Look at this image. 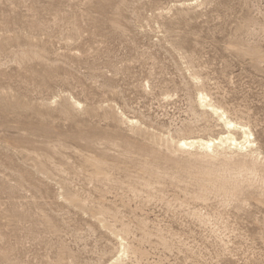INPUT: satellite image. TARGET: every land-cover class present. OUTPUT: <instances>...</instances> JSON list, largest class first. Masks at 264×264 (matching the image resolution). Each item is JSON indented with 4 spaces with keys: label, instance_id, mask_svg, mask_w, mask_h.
<instances>
[{
    "label": "rangeland",
    "instance_id": "rangeland-1",
    "mask_svg": "<svg viewBox=\"0 0 264 264\" xmlns=\"http://www.w3.org/2000/svg\"><path fill=\"white\" fill-rule=\"evenodd\" d=\"M0 264H264V0H0Z\"/></svg>",
    "mask_w": 264,
    "mask_h": 264
},
{
    "label": "bare ground",
    "instance_id": "bare-ground-1",
    "mask_svg": "<svg viewBox=\"0 0 264 264\" xmlns=\"http://www.w3.org/2000/svg\"><path fill=\"white\" fill-rule=\"evenodd\" d=\"M196 104L198 105L199 108H201L204 111H208L211 113L216 119L224 126L226 129V135H222L220 137H216L214 139H207V140H196L192 138H184L178 141V148L181 150L185 149H191L194 146L198 145L200 148H203L205 150H210L214 146H220L225 143H229L234 146H239L240 149H243L242 147H246L250 144L249 142V137L250 134L245 131L242 127L238 126L235 124L233 121L227 119L225 115L215 106L210 104L207 100V96L203 93H200L197 98H196ZM74 105H78L76 103H73ZM130 124H133L132 121H128ZM236 130L241 132L243 140L241 142H238L234 137L231 135V131ZM198 177V176H197ZM199 179V178H197Z\"/></svg>",
    "mask_w": 264,
    "mask_h": 264
}]
</instances>
